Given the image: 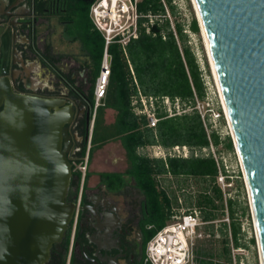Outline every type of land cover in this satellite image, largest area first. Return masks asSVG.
Listing matches in <instances>:
<instances>
[{"label":"water","instance_id":"1","mask_svg":"<svg viewBox=\"0 0 264 264\" xmlns=\"http://www.w3.org/2000/svg\"><path fill=\"white\" fill-rule=\"evenodd\" d=\"M194 3L264 264V0ZM76 108L61 97L16 93L0 79V264H44L74 216L76 202L66 198Z\"/></svg>","mask_w":264,"mask_h":264},{"label":"trees","instance_id":"2","mask_svg":"<svg viewBox=\"0 0 264 264\" xmlns=\"http://www.w3.org/2000/svg\"><path fill=\"white\" fill-rule=\"evenodd\" d=\"M93 1L75 0L76 9L81 7L83 17L89 21L88 30L95 29L89 16V8ZM165 8L168 9L170 16L175 17L177 11L172 0H138L137 12L140 15L150 14L152 21L149 22L146 16L139 18V34L126 44L124 50L117 43L108 45L107 51L111 57L110 75L103 104L96 109L91 143L101 144L112 135L120 138L129 165L124 172H101L100 181L108 188L117 190L124 187L129 179L137 188L142 201L141 231L146 247L149 239L169 220L171 209L178 200L159 184L157 176L202 178L204 185L198 191L196 200L191 202L189 198L186 206L193 205L200 209L202 219L209 222L205 225L209 237L215 235L213 221L218 219L219 214L226 213L229 222L222 221L217 227L220 248L207 250L196 246L195 261L197 264H231L230 243L234 248L244 245L240 240L241 226L237 214V201L223 197V190L217 183L219 165L209 147L210 145L217 147L222 143L225 149L232 151L233 142L229 135L222 140L215 130L207 132L198 110L194 107L196 99L203 100L206 94L201 70L188 43L183 24L177 20L173 21L175 36ZM142 22L147 23L148 31L141 25ZM188 27L194 33L199 32L195 17L191 18ZM82 42L95 67V72L89 79L87 96L93 105L94 83L102 61L104 40L96 30V33L90 31L85 34ZM134 78L142 94L155 97L169 96L172 99L178 97L185 107L192 109L166 117L165 112L159 108L156 126L148 127L145 117L136 115L132 110L131 97L136 92ZM104 107L116 110L115 131L111 133L112 135L97 132ZM147 145H160L164 148L186 145L191 151L187 157L149 158L138 151V148ZM91 148L92 146L90 152ZM204 148L208 152H203ZM85 150L86 144L75 155L76 159L72 163L70 183L74 186L75 192L79 191L81 181V172L76 168V163L82 159ZM245 210L246 207H243L241 214H244ZM250 241L254 243V238Z\"/></svg>","mask_w":264,"mask_h":264},{"label":"flooded vegetation","instance_id":"3","mask_svg":"<svg viewBox=\"0 0 264 264\" xmlns=\"http://www.w3.org/2000/svg\"><path fill=\"white\" fill-rule=\"evenodd\" d=\"M81 11L75 0H0V79L16 93L74 101L72 163L84 144L91 147L96 115L87 99L95 67L82 42L96 29L88 30ZM127 181L112 190L100 180L89 185L84 176L80 194L70 183L66 200L79 195V203L44 264H145L141 196Z\"/></svg>","mask_w":264,"mask_h":264},{"label":"built area","instance_id":"4","mask_svg":"<svg viewBox=\"0 0 264 264\" xmlns=\"http://www.w3.org/2000/svg\"><path fill=\"white\" fill-rule=\"evenodd\" d=\"M137 1L138 0H94L90 5L89 16L95 29L99 31L104 40L102 62L93 89L94 111L100 105V100L104 98L108 85L111 59L107 51L108 45L117 43L124 50L126 44L131 39L137 38L139 34V18L146 16L149 18V22L152 21V16L150 14L140 15L137 12ZM165 10L166 16L171 21L168 9L165 8ZM146 24V22H142L141 25L145 26L148 31V26ZM171 28L176 36L172 22ZM130 70L131 73H133L131 67ZM134 82L136 84L135 78ZM217 93L222 112L224 113L219 91ZM203 100L196 99L194 107L198 110L206 130L209 132L208 124L211 126L209 114L207 111L202 112L196 106L198 101ZM131 106L136 115L145 117L147 126L151 128H154L159 120L157 115V110L159 108L165 112L166 117L181 114L185 112L186 109L178 97L172 99L169 96L155 97L152 95H144L137 84L136 92L131 97ZM206 108L207 107H205V109ZM217 115L219 114L217 113ZM156 146L162 151L163 158L166 156L187 157L191 151L186 145H174L169 148H164L160 145ZM211 147L212 145H210L209 149H211ZM89 150L90 143L88 142L82 159L76 163V168L81 172L79 194L88 167ZM194 154H196V150ZM213 156L219 165L218 176H227L224 168L225 164L220 158H216L214 154ZM224 198H226V196ZM78 203L79 195L76 200V206ZM224 221L227 223L229 222L228 216ZM208 223V221L202 219L200 209L195 206L180 208L177 211L172 207L169 220L164 226L158 229L147 242L145 264H197L195 261L196 243L199 239L209 236L208 231L202 229V227L204 228ZM232 250H234L233 247Z\"/></svg>","mask_w":264,"mask_h":264},{"label":"rangeland","instance_id":"5","mask_svg":"<svg viewBox=\"0 0 264 264\" xmlns=\"http://www.w3.org/2000/svg\"><path fill=\"white\" fill-rule=\"evenodd\" d=\"M172 2L176 6L177 13L175 17L171 16L170 23H173L174 20H177L183 24L184 31L188 36V43L194 51L205 85V98L203 101H198L196 106L202 112L207 111L209 114V122L211 123L209 130H215L218 132L222 140L227 135L231 137L226 116L221 109L220 100L217 93L218 89L212 76V71L208 56L206 55L204 40L200 29L199 32L194 33L188 27L192 17H195L197 20L194 6L191 0H172ZM205 107L207 108L205 109ZM191 109V107H186L185 112ZM217 113L219 115H217ZM114 118V114H104V111L102 110L101 121L99 123L97 132L99 134L103 132L104 134H113L115 131ZM105 120L107 123H104ZM116 140H118V138L112 135L103 143L98 144V147L101 150L102 160L105 159L106 162L113 167L123 170L129 165V159L126 152L121 148L118 141ZM209 150L216 156V158H220L225 164L224 168L226 170L227 176H217V183L223 190V197L226 196V198H232L237 201V214L241 226L240 240L244 245L234 248L230 243L231 264H260L259 251L256 243L247 188L240 169L239 159L237 157L236 151L234 147L232 151L225 149L222 143H220L217 147L212 146ZM138 151L149 158H163L162 151L156 145L141 147L138 149ZM203 152H208V150L203 149ZM157 180L159 184L167 190L168 194L171 196L174 195L178 198L177 204L173 205L175 211L179 210L180 208H186L189 198L191 202H194V200H196L197 194L199 193L198 191L204 185V180L197 177L184 178L173 177L171 175H159L157 176ZM243 207H246V210L244 214H241ZM226 217V213L219 214L218 219L213 221L215 235L213 237L205 236L199 239L196 243V246L206 248L207 250L219 249L221 242L217 227L220 226L221 222L224 221ZM202 229L207 231L206 227H202ZM251 238H254V243H251ZM232 247L234 250H232Z\"/></svg>","mask_w":264,"mask_h":264},{"label":"crops","instance_id":"6","mask_svg":"<svg viewBox=\"0 0 264 264\" xmlns=\"http://www.w3.org/2000/svg\"><path fill=\"white\" fill-rule=\"evenodd\" d=\"M98 73H99V71H98ZM98 73H97V75H98ZM103 111H104V114H114V116L116 117V110L111 108V107H104ZM114 121H115V118H114ZM104 123H107L106 120ZM116 141H118L121 148L125 151L120 138H118V140H116ZM91 146H92V148H91V152L89 150V152H90L89 153V161H88V167H87L86 177H85V179L89 185H92L95 182H97L98 180H100L99 174L101 172H124L125 169L128 167V166L125 167L123 170H120V169L113 167L112 165L107 163L105 159L102 160L101 150L99 149L98 144H93V145L91 144Z\"/></svg>","mask_w":264,"mask_h":264},{"label":"bare ground","instance_id":"7","mask_svg":"<svg viewBox=\"0 0 264 264\" xmlns=\"http://www.w3.org/2000/svg\"><path fill=\"white\" fill-rule=\"evenodd\" d=\"M191 2H192V4H193L194 9H195L196 14H197V9H196V6H195V3H194V0H191ZM197 16H198V14H197ZM198 19H199V17H198ZM200 32H201V35H202L203 40H204V45H205L206 55L208 56V60H209V64H210V68H211V71H212V76H213L214 82H215V84H216V86H217V89H218V91H219V94H220V97H221V101H222V103H223V105H224V102H223V99H222V96H221V93H220V90H219V87H218V84H217V81H216V78H215L214 70H213V67H212V63H211V59H210V55H209V52H208V48H207V44H206V40H205V37H204V33H203V29H202V28H201ZM223 108H224V111H225V113H226L225 105H224ZM226 119H227V121H228L227 114H226ZM227 123H228V122H227ZM228 127H229V124H228Z\"/></svg>","mask_w":264,"mask_h":264}]
</instances>
